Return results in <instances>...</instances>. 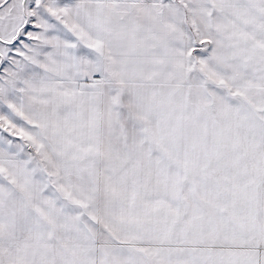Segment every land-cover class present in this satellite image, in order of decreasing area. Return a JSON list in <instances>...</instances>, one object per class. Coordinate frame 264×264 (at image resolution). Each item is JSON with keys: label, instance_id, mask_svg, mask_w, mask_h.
I'll use <instances>...</instances> for the list:
<instances>
[{"label": "snow or ice", "instance_id": "6c2138e0", "mask_svg": "<svg viewBox=\"0 0 264 264\" xmlns=\"http://www.w3.org/2000/svg\"><path fill=\"white\" fill-rule=\"evenodd\" d=\"M0 264H264V0H0Z\"/></svg>", "mask_w": 264, "mask_h": 264}]
</instances>
